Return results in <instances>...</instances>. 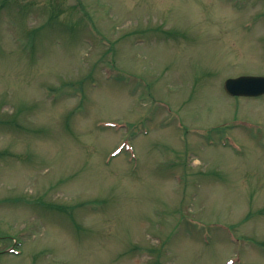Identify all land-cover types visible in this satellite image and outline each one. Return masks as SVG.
Listing matches in <instances>:
<instances>
[{
	"label": "rangeland",
	"instance_id": "1",
	"mask_svg": "<svg viewBox=\"0 0 264 264\" xmlns=\"http://www.w3.org/2000/svg\"><path fill=\"white\" fill-rule=\"evenodd\" d=\"M241 75L264 0H0V264H264Z\"/></svg>",
	"mask_w": 264,
	"mask_h": 264
},
{
	"label": "water",
	"instance_id": "2",
	"mask_svg": "<svg viewBox=\"0 0 264 264\" xmlns=\"http://www.w3.org/2000/svg\"><path fill=\"white\" fill-rule=\"evenodd\" d=\"M225 89L233 96H261L264 95V76H242L229 79L225 83Z\"/></svg>",
	"mask_w": 264,
	"mask_h": 264
},
{
	"label": "trees",
	"instance_id": "3",
	"mask_svg": "<svg viewBox=\"0 0 264 264\" xmlns=\"http://www.w3.org/2000/svg\"><path fill=\"white\" fill-rule=\"evenodd\" d=\"M5 3H7V2H5Z\"/></svg>",
	"mask_w": 264,
	"mask_h": 264
}]
</instances>
